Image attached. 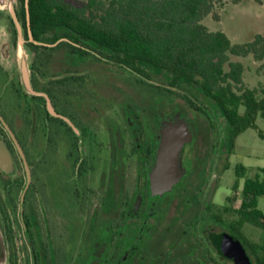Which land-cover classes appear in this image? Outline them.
Returning <instances> with one entry per match:
<instances>
[{
    "label": "flooded vegetation",
    "instance_id": "af4514ba",
    "mask_svg": "<svg viewBox=\"0 0 264 264\" xmlns=\"http://www.w3.org/2000/svg\"><path fill=\"white\" fill-rule=\"evenodd\" d=\"M13 11L21 40L9 10L10 40H0V264H235L220 247L231 238L254 264L246 225L235 230L242 199L234 198L233 184L216 202L230 155L213 133L216 119L212 135L190 130L178 180L153 194L149 175L161 123L176 120L151 110L142 118L123 98L110 103L89 94L76 107L68 98L81 95L93 77L107 76L108 66L132 73L136 83L164 82L136 74L84 40H35L26 8L24 26L17 0ZM18 42L31 56L28 87L21 57L17 63L7 52ZM62 42L69 47L59 48Z\"/></svg>",
    "mask_w": 264,
    "mask_h": 264
},
{
    "label": "trees",
    "instance_id": "16d2710c",
    "mask_svg": "<svg viewBox=\"0 0 264 264\" xmlns=\"http://www.w3.org/2000/svg\"><path fill=\"white\" fill-rule=\"evenodd\" d=\"M28 0L29 29L35 40L56 42L59 38L83 40L93 51L120 63L136 74L162 80L170 89L197 90L224 117L227 151L234 140L255 120H264V90L245 87L243 65L232 56L264 58V38L232 45L221 31H209L202 20L212 15L220 3L238 4L244 0ZM229 1V2H228ZM263 4V0H254ZM18 17L26 24L25 0H17ZM69 47L62 42L58 47ZM48 50V49H46ZM52 50V49H49ZM189 104L196 110H201ZM260 138L264 136L258 132ZM236 165L233 191L241 196L235 211V230L249 224L262 231L258 241L250 242L254 264H264V214L257 200L264 196V169L252 177ZM231 212V211H230Z\"/></svg>",
    "mask_w": 264,
    "mask_h": 264
},
{
    "label": "rangeland",
    "instance_id": "374dc122",
    "mask_svg": "<svg viewBox=\"0 0 264 264\" xmlns=\"http://www.w3.org/2000/svg\"><path fill=\"white\" fill-rule=\"evenodd\" d=\"M9 2L13 6L16 0H2L3 4H0V40H7V42L10 40L7 23ZM225 2L227 1L225 0ZM214 12L218 16L217 20L212 15H208L202 20V24L209 31L223 32L232 45L250 43L257 35L264 38V0L263 4H258L254 0H244L238 4H226L224 7H221L220 3L217 5L216 2ZM7 52L16 54L17 63L19 62L18 56H23L26 63L31 61L30 52L21 42H18L17 48L10 47ZM231 61L240 62L243 65L242 78L245 87L264 90V58L258 61L252 55L232 56ZM103 67L106 66L103 65ZM96 68L99 66H92L91 69L95 70ZM107 68V76L103 74L95 77L96 79L93 77L84 90H81V93L83 92L81 95L68 98L73 107H76L79 102L80 105L88 103L87 96L89 94L97 98L105 96L106 101H110V103L117 100L119 102L123 98L122 103L131 106L132 110L140 114L142 118H146V114L149 117L150 110L155 111L158 116L164 119L186 120L193 134L201 133L205 136L212 135L210 124L213 123L214 117L216 129L213 133L218 141L220 140V146L227 147V144L224 143L226 128L223 115L220 111H216L213 104L197 90L191 88L175 90L169 88L170 90H168L166 85L159 81L150 82V85L146 82L136 83L137 77L127 70L109 66ZM189 102L201 110H196ZM142 109H144V113ZM255 126L256 128H248L234 140L233 152L226 159L229 168L222 172L218 184L216 200L218 204L223 202L224 195H227L229 187L235 180L234 168L236 165L246 168L244 173L247 177H252L254 173H257L258 168L264 169V139L258 135L260 132L264 136V120L257 117ZM241 182H239V188ZM238 194L239 190L234 194V198L237 199ZM234 205L238 206V201ZM257 209L264 214V196L258 198ZM245 228L252 241H258L261 231L249 224Z\"/></svg>",
    "mask_w": 264,
    "mask_h": 264
},
{
    "label": "water",
    "instance_id": "95a60500",
    "mask_svg": "<svg viewBox=\"0 0 264 264\" xmlns=\"http://www.w3.org/2000/svg\"><path fill=\"white\" fill-rule=\"evenodd\" d=\"M2 0H0L1 2ZM27 1L25 0L26 14L28 17ZM8 10L15 23L19 40H21V29L16 21L11 2L8 3ZM31 37V33L29 31ZM27 69L25 60L21 57V77L25 87H28ZM48 109L52 113L49 102ZM161 138L159 140L158 150L156 153V162L149 179L150 189L155 195L170 191L172 186L178 180L180 175L179 156L184 144L190 140V129L186 120L163 121L161 123ZM221 252L232 259L235 264H251L242 245L236 239H228L221 243Z\"/></svg>",
    "mask_w": 264,
    "mask_h": 264
}]
</instances>
